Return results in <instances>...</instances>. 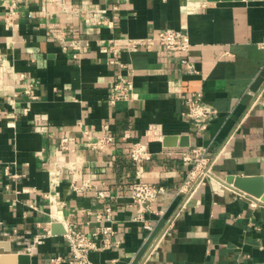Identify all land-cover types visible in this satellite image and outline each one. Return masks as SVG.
<instances>
[{
	"label": "crops",
	"instance_id": "0c3cea01",
	"mask_svg": "<svg viewBox=\"0 0 264 264\" xmlns=\"http://www.w3.org/2000/svg\"><path fill=\"white\" fill-rule=\"evenodd\" d=\"M52 26L80 41L79 48L64 51ZM164 29L189 35L198 73H184V54L158 44L131 49ZM263 40L264 1L0 0V241L29 253L33 264H50L53 256H71L58 232L68 226L97 234L101 245L109 241L90 254L94 264H139L174 219L149 264H264V202L221 181L264 177ZM112 48L116 64L109 62ZM119 63L133 81L134 98L111 105ZM21 73L26 81L16 78ZM195 93L220 113L204 130L184 115ZM151 127L163 139L149 143L153 156L142 165V179L171 194L153 206L163 216L147 215L156 226L147 241L130 199L137 180L130 146L146 142ZM85 130L95 137L105 130L115 142L94 151ZM63 137L75 149L68 156L78 163V184L93 179L106 198L95 189L72 191L66 176L53 190L50 165ZM195 150L210 161L214 178L204 179L180 211L184 199L173 194L193 168L183 157L195 158ZM37 235L45 238L35 246Z\"/></svg>",
	"mask_w": 264,
	"mask_h": 264
},
{
	"label": "built area",
	"instance_id": "2783aa9c",
	"mask_svg": "<svg viewBox=\"0 0 264 264\" xmlns=\"http://www.w3.org/2000/svg\"><path fill=\"white\" fill-rule=\"evenodd\" d=\"M16 3L12 7H14ZM194 8H191L190 11H194ZM14 8H10L9 17L14 14ZM51 33L56 35L59 38V43L64 51H70L79 48L80 41L76 39H70L66 36V31L64 29H58L55 26L51 27ZM158 44L163 47L168 52H178L184 54L181 59L184 73H198L196 66L190 59L189 53L192 48V42L189 35L176 31L173 29H164L158 33L155 38L147 39L145 41H135L131 49L136 51L141 45H155ZM261 48L264 49V40L259 44ZM112 57L109 62L111 64L117 63L118 51L111 49ZM75 58L78 57L77 53L73 55ZM120 64V73L116 77V81L112 88L109 102L111 105H116L118 102L127 101L134 98V84L129 76L123 74V64ZM11 68V67H10ZM18 80L26 81L27 75L24 73L16 74ZM28 94H32L31 87L28 89ZM188 112L184 115L198 125L201 129H206L208 124L213 120L219 117V111L212 105L204 101L202 93H195L187 100ZM30 109L25 108L24 114L27 115ZM44 124L37 126V131L42 133L44 131ZM84 135L88 138V147L94 151H104L108 149L114 142L115 137L110 135L105 130L98 135L94 136V133L90 130H85ZM147 141H135L130 146V157L132 161L137 166L136 177L137 180L130 187V199L132 206L137 209L136 220L143 224L147 235L145 240H149L152 234L154 233L156 226L153 221L147 218L148 214L158 215L159 217L163 216L164 210H157L153 206L161 201L165 196H169L171 193L163 185H157L153 183L146 182L142 179V165L145 162H148L152 159L153 153L150 149L151 141H161L163 135L161 130L158 127H151L146 132ZM128 140L131 138L129 133H126L123 137ZM75 152V149L71 146V141L69 137H63L60 142L59 152L50 165V182L53 186V190H56L61 183L62 177L66 176L70 180V188L72 191L79 193L86 190H97V195L100 198H106L108 196V191L99 188V185L93 179H84L82 184L79 185V166L76 161H73L69 158V154ZM195 158L190 154H185L183 159L186 162H193V168L188 174L183 185L173 194V198L177 199L182 197L183 203L180 207V211L185 210L190 203V200L195 193L196 188H198L204 179H213V173L211 171L210 161L197 150H195ZM5 174L11 176L10 167L5 168ZM13 178L18 179L19 175H13ZM220 180V179H219ZM225 181V179H221ZM226 183V181H225ZM50 202H56L54 198L49 197ZM112 208L106 209V216L109 220L112 219ZM91 213V212H89ZM103 212L98 213L100 219L103 218ZM178 213L177 216H179ZM174 219H172L166 228V231L161 235L155 243L152 244L147 255L139 264H149L152 255L157 249L159 242L166 234V232L173 226ZM104 231L109 232V234H114V230L111 227L103 228ZM97 234L92 236L85 235L80 231H77L71 227L67 226L65 237L68 241L69 249L71 252L70 257L63 255H56L50 258V264H94L90 260V254L94 251H101L108 248L109 241H102V245L96 240ZM45 235H37L35 237L34 245H39ZM115 261H112L110 264H114Z\"/></svg>",
	"mask_w": 264,
	"mask_h": 264
},
{
	"label": "water",
	"instance_id": "95a60500",
	"mask_svg": "<svg viewBox=\"0 0 264 264\" xmlns=\"http://www.w3.org/2000/svg\"><path fill=\"white\" fill-rule=\"evenodd\" d=\"M209 3L216 2H239V1H264V0H207ZM168 137L165 142H168V146L174 145L176 139ZM174 140V142H172ZM226 183L239 189L240 191L260 199L264 202V177H244L241 175H228L225 178ZM58 228L59 226H54ZM59 234H65L62 230L58 231ZM6 249L7 252L3 251ZM0 264H33L32 256L29 253H16L11 251V246L4 241H0Z\"/></svg>",
	"mask_w": 264,
	"mask_h": 264
}]
</instances>
